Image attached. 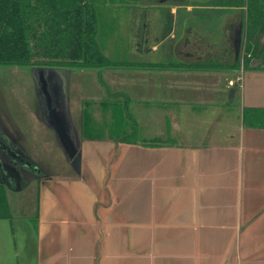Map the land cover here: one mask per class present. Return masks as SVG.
Returning a JSON list of instances; mask_svg holds the SVG:
<instances>
[{
	"label": "crops",
	"instance_id": "obj_1",
	"mask_svg": "<svg viewBox=\"0 0 264 264\" xmlns=\"http://www.w3.org/2000/svg\"><path fill=\"white\" fill-rule=\"evenodd\" d=\"M201 1L141 8L157 18L122 65L81 69L94 85L71 106L80 165L54 149L63 167L33 181L35 215L0 220L32 219L28 262L264 264V128L244 120L264 109V71L236 65L247 8Z\"/></svg>",
	"mask_w": 264,
	"mask_h": 264
},
{
	"label": "rangeland",
	"instance_id": "obj_2",
	"mask_svg": "<svg viewBox=\"0 0 264 264\" xmlns=\"http://www.w3.org/2000/svg\"><path fill=\"white\" fill-rule=\"evenodd\" d=\"M103 1H107L104 2L107 5L111 2ZM121 1L123 0H115L125 5L120 3ZM131 6L128 10L113 6L104 10L99 8L100 44L111 58H115L120 50L128 53L134 51L139 43V29L142 24H150L157 18V9H151L150 20H147V17H143L144 10H141L143 6ZM214 16L213 20L224 21L220 12H216ZM242 64L248 67L247 62L242 61ZM82 71L84 70L42 66H0V137L10 146L18 145L13 149L32 165L29 168L20 160H11L0 152V159L10 179V182L7 179L6 185L10 213L19 212L21 209V212L34 216L38 205V185L33 181L40 178L35 169L54 174L60 170L62 158L50 156L53 155L54 149L65 151L60 137L64 130L70 137L68 127L71 126V106L76 99L81 100L80 95L83 94L86 95V100H90V88L84 90L82 87L94 85L90 73ZM47 143L52 145L49 148L51 147L53 152L48 153L49 151L45 150ZM65 154L64 160H70ZM19 220H13L11 224L9 221L0 223V264H33L28 262L29 255L26 248L24 249L23 239L24 232L25 235L26 232L34 234L33 221L26 219V223L30 224L29 228H26L25 223ZM9 232L16 235V248L15 244H10Z\"/></svg>",
	"mask_w": 264,
	"mask_h": 264
},
{
	"label": "trees",
	"instance_id": "obj_3",
	"mask_svg": "<svg viewBox=\"0 0 264 264\" xmlns=\"http://www.w3.org/2000/svg\"><path fill=\"white\" fill-rule=\"evenodd\" d=\"M158 1H121L129 5L125 6L115 0L108 5L103 0H0V66L88 70L120 66L101 47L99 8L128 10L131 4L149 7ZM208 1L214 7L247 8L237 30L236 65L243 60L264 71V0ZM244 120L264 128V109H245ZM7 184L0 175V220L12 218Z\"/></svg>",
	"mask_w": 264,
	"mask_h": 264
},
{
	"label": "water",
	"instance_id": "obj_4",
	"mask_svg": "<svg viewBox=\"0 0 264 264\" xmlns=\"http://www.w3.org/2000/svg\"><path fill=\"white\" fill-rule=\"evenodd\" d=\"M61 138V141H62V143H63V145H64V148H65V152H66V154L69 156V158L71 159V160H73L77 165H80V163H81V161H80V158L78 157V156H76V154H77V151H76V149H75V147H74V145H73V143L70 141V139H69V137H68V135L66 134V131L64 130L63 131V134H62V136L60 137ZM0 149H1V151L6 155V156H8V157H10V155H12V153H13V158H14V160H20V159H22L21 158V156L19 155V153L15 150V149H11L2 139H1V137H0ZM11 151V153L9 154V152ZM11 157V158H12ZM12 158V159H13ZM21 162L24 164V165H26L27 167H29V168H31L32 167V165L29 163V162H27L26 160H21ZM0 168H1V170H2V172H3V176L4 177H7L8 176V173L5 171V169H4V164H3V162H2V160L0 159ZM35 171H36V173H38V174H40L41 173V171H40V169H38V168H36L35 169Z\"/></svg>",
	"mask_w": 264,
	"mask_h": 264
},
{
	"label": "flooded vegetation",
	"instance_id": "obj_5",
	"mask_svg": "<svg viewBox=\"0 0 264 264\" xmlns=\"http://www.w3.org/2000/svg\"><path fill=\"white\" fill-rule=\"evenodd\" d=\"M131 4V3H130ZM11 149H13V148H15L14 146H10L7 142H5ZM0 152H2L1 151V149H0ZM11 153V151L9 152V154ZM13 156V153H12V155H10V159H11V157ZM13 158V157H12ZM14 159V158H13ZM12 160V159H11ZM22 159H20V161H21ZM18 162V161H17ZM0 175L2 176L3 175V172H2V170H1V168H0ZM4 177V176H3ZM4 178H6V179H9V177L7 176V177H4ZM9 182H10V179H9Z\"/></svg>",
	"mask_w": 264,
	"mask_h": 264
}]
</instances>
